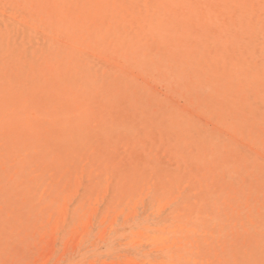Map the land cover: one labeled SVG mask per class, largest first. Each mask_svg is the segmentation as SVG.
Returning <instances> with one entry per match:
<instances>
[{"label": "rangeland", "instance_id": "374dc122", "mask_svg": "<svg viewBox=\"0 0 264 264\" xmlns=\"http://www.w3.org/2000/svg\"><path fill=\"white\" fill-rule=\"evenodd\" d=\"M0 264H264V0H0Z\"/></svg>", "mask_w": 264, "mask_h": 264}]
</instances>
